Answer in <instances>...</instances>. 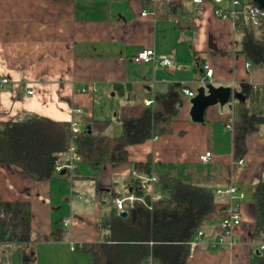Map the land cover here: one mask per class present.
<instances>
[{"label":"crops","instance_id":"0c3cea01","mask_svg":"<svg viewBox=\"0 0 264 264\" xmlns=\"http://www.w3.org/2000/svg\"><path fill=\"white\" fill-rule=\"evenodd\" d=\"M233 1L224 0L221 7L232 9ZM215 9L211 0H0V123L38 115L120 136L121 119L139 118L149 108L145 101L169 84L185 85L195 95L209 84L233 92L241 84H264V65L236 53L234 22L216 17ZM149 49L176 65L133 62ZM206 67L213 69L212 78ZM180 97L171 132L128 147L124 164L77 163L39 183L0 165V198L30 202L32 210V241L20 248L2 246L0 264H92L76 247L103 241L105 194L111 201L125 193L133 164L147 161L157 178L169 175L215 190L237 185L245 193L238 200L242 226L234 233L237 243L209 246L220 236L231 201L217 195L219 218L208 237L194 245L188 264H250L258 250L252 237L255 189L264 181V126L248 136L244 164L238 165L229 128L233 104L211 106L196 122L193 97ZM206 152L213 159L204 164L200 156ZM154 191L163 194L157 185ZM250 192L253 200L247 201Z\"/></svg>","mask_w":264,"mask_h":264},{"label":"trees","instance_id":"16d2710c","mask_svg":"<svg viewBox=\"0 0 264 264\" xmlns=\"http://www.w3.org/2000/svg\"><path fill=\"white\" fill-rule=\"evenodd\" d=\"M253 6L243 0L239 7L223 9L220 5V8L234 22L236 53L244 55L253 65H264V17H259L254 25L250 13ZM182 87L186 86L167 85L165 91L150 97L153 106L139 118H122L124 132L120 136L96 133L90 127H82L79 134H73L71 122L38 115L20 122L0 123V165L18 169L34 182L48 181L61 174L56 168L67 163L72 144L80 156L78 163L124 164L129 160L128 147L171 132L173 119L182 107ZM233 94L230 103L234 147L235 156L240 159L247 152L248 136L264 126V84H241ZM132 169L139 176L154 175L151 161L134 163ZM158 180L155 185L163 196L152 200L141 179L130 176L127 190L120 196L133 193L148 205L136 202L133 208H128L126 218L118 215L107 192L100 207L107 230L104 240L84 243L76 250L88 254L92 264H143L149 260L153 264H188L198 232L204 233L203 239L207 238L219 218L221 210L215 189L169 175ZM254 215L252 239L258 244L264 241V181L255 189ZM31 241L30 202H6L0 198V248L6 245L20 248ZM250 264H264V255L254 253Z\"/></svg>","mask_w":264,"mask_h":264},{"label":"built area","instance_id":"2783aa9c","mask_svg":"<svg viewBox=\"0 0 264 264\" xmlns=\"http://www.w3.org/2000/svg\"><path fill=\"white\" fill-rule=\"evenodd\" d=\"M195 3L202 4L207 0H192ZM213 4L216 6L215 9V15L216 17L220 19L227 18V15L224 14L223 9L220 8V5L224 2V0H211ZM254 4V0H247ZM241 5V2L239 0L233 1V8L239 7ZM251 17L253 19L254 25L258 24V18L264 17V12L259 10L255 5L250 9ZM147 13L143 12L142 16H146ZM133 62L135 64H144V63H158L162 67L165 68H172L176 65L175 61L169 57L166 56H159L155 53L154 50H142L140 51L137 56L133 59ZM206 76L207 78H212L213 76V69H210L206 67ZM3 82H7V80H3ZM29 95L33 94V91L28 92ZM180 94L185 95L188 97H195V93L188 89L187 87H182L180 89ZM154 104L153 100H147L145 101L146 107H151ZM77 113H82L81 110H77ZM233 130V126L229 127ZM71 130L73 134H79L80 133V127L77 122L73 121L71 122ZM213 159V153L206 152L200 156V161L204 164L210 163ZM80 161V156L77 153V147L76 145L72 144L68 150V158L67 163L58 166L56 168V171L62 172L63 170H72ZM236 163L238 165H243L244 160L242 158L237 159ZM134 176H137L141 179V183L143 188L151 195L152 200L160 199L162 198V194L155 193L154 187L155 184L159 182L158 178L156 176L151 177H143L137 175L135 172L133 173ZM216 195H228L230 197V204L228 208L225 210L224 217L220 223V236L216 241L210 242L209 246L213 249L219 247V246H234L237 242L234 237L235 231L242 226V214H241V204L238 202V200H241L245 197V193L240 190V188L237 185H230L227 189H216L215 190ZM142 202L145 205H148L146 201L136 196L133 193H130L126 195L125 197H122L120 195H113L111 202L115 206L118 215L120 213L127 211L128 208H133L136 204V202ZM150 207V206H149ZM204 233L198 232L196 239L193 243V245L199 244L203 240ZM258 253L264 255V241L258 243ZM143 264H153L152 260H149L148 262H145Z\"/></svg>","mask_w":264,"mask_h":264},{"label":"water","instance_id":"95a60500","mask_svg":"<svg viewBox=\"0 0 264 264\" xmlns=\"http://www.w3.org/2000/svg\"><path fill=\"white\" fill-rule=\"evenodd\" d=\"M254 5L264 12V0H254ZM234 94L232 89L226 87H215L212 84L200 88L197 95L192 98V111L191 116L194 121L202 122L205 111L214 105H225L230 102ZM64 174V172L62 173ZM128 212L120 213V217L126 218Z\"/></svg>","mask_w":264,"mask_h":264},{"label":"rangeland","instance_id":"374dc122","mask_svg":"<svg viewBox=\"0 0 264 264\" xmlns=\"http://www.w3.org/2000/svg\"><path fill=\"white\" fill-rule=\"evenodd\" d=\"M248 147V146H247ZM261 150H264V147L261 149ZM244 175H246V172H245V174ZM248 177V175L247 176H245L244 178H247ZM252 180V179H251ZM250 179H249V181H247V189L249 190V191H251L252 190V181H251ZM122 189L120 188L119 190H118V192L119 191H121ZM248 200H253V193L252 192H250V194H248L247 195V201ZM105 236V235H104ZM103 237V236H102ZM104 238V237H103ZM104 240V239H103Z\"/></svg>","mask_w":264,"mask_h":264}]
</instances>
